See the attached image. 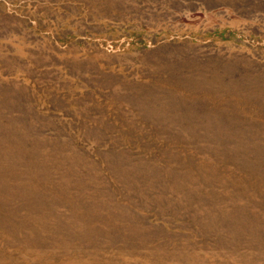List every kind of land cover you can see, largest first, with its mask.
<instances>
[{"label": "rangeland", "instance_id": "rangeland-1", "mask_svg": "<svg viewBox=\"0 0 264 264\" xmlns=\"http://www.w3.org/2000/svg\"><path fill=\"white\" fill-rule=\"evenodd\" d=\"M0 264H264V0H0Z\"/></svg>", "mask_w": 264, "mask_h": 264}]
</instances>
